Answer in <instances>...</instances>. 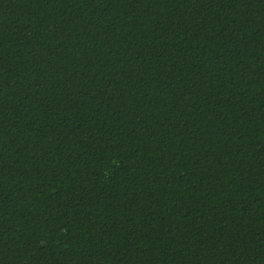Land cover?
Wrapping results in <instances>:
<instances>
[{"label":"trees","instance_id":"obj_1","mask_svg":"<svg viewBox=\"0 0 264 264\" xmlns=\"http://www.w3.org/2000/svg\"><path fill=\"white\" fill-rule=\"evenodd\" d=\"M0 264H264V0H0Z\"/></svg>","mask_w":264,"mask_h":264}]
</instances>
